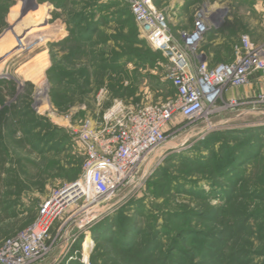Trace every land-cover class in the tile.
Listing matches in <instances>:
<instances>
[{"label":"rangeland","instance_id":"obj_1","mask_svg":"<svg viewBox=\"0 0 264 264\" xmlns=\"http://www.w3.org/2000/svg\"><path fill=\"white\" fill-rule=\"evenodd\" d=\"M154 3L177 39L200 8L212 11L201 47L209 60H228L229 46L222 54L217 47L231 38L264 35V0ZM133 22L123 0H0V239L31 225L46 197L80 177L83 121L117 99L175 96L168 53L158 56ZM258 85L237 96L239 105L225 92L219 104L229 105L219 111L177 116L164 147L103 202L88 231L75 223L54 231L56 249L43 264H264V105L252 103L264 81Z\"/></svg>","mask_w":264,"mask_h":264},{"label":"built area","instance_id":"obj_2","mask_svg":"<svg viewBox=\"0 0 264 264\" xmlns=\"http://www.w3.org/2000/svg\"><path fill=\"white\" fill-rule=\"evenodd\" d=\"M123 1L151 45L168 53L175 96L139 105L117 99L96 118L83 121L77 138L85 155L80 177L46 197L31 225L0 239V264H43L56 249L54 231L69 230L74 223L88 231L102 215L103 202L131 182L164 147L169 125L177 116L198 119L209 109L219 111L229 105L219 104L225 92L264 73V40H254L249 33L240 35L233 60L211 64L201 49L211 28L212 11L205 7L196 12L193 27L177 39L154 0ZM106 93L102 88L99 96ZM253 98L254 105H264V91ZM229 103L239 105V98L230 97Z\"/></svg>","mask_w":264,"mask_h":264},{"label":"crops","instance_id":"obj_3","mask_svg":"<svg viewBox=\"0 0 264 264\" xmlns=\"http://www.w3.org/2000/svg\"><path fill=\"white\" fill-rule=\"evenodd\" d=\"M181 7H180V5H179V7H178V9H180ZM260 13L262 12L263 14H264V7H262L261 8V11L260 10H258ZM251 29L254 31L255 29H257V30H260L261 29V27L259 26V27H256L255 25H253L252 27H251ZM251 36H252V38L254 39V40H257V41H262V40H264V35L263 36H261L262 38H260V39H258L255 35H254V32H253V34H250ZM222 41H223V39H218V41H217V43L219 44V43H222ZM262 75V73H256L255 75H253L252 76V81L250 82V84L249 85H247V87H234V88H231L228 92H227V96L228 97H237V96H239L240 95V93H242L243 92V90L246 92V91H248V92H250V90H255L256 91V89H258V87H259V85L258 84H261L263 81H264V76L261 78L262 80H260V78H259V76L258 75Z\"/></svg>","mask_w":264,"mask_h":264},{"label":"trees","instance_id":"obj_4","mask_svg":"<svg viewBox=\"0 0 264 264\" xmlns=\"http://www.w3.org/2000/svg\"><path fill=\"white\" fill-rule=\"evenodd\" d=\"M128 6V5H127ZM128 8H129V10H130V12L132 13V11H131V9H130V7L128 6ZM132 15H133V13H132ZM133 19H134V22H133V25L134 26H136V23H137V21H136V19H135V17H134V15H133ZM233 38H231L230 40L229 39H227V40H229V41H227L226 43H223V44H221L219 47H217V52H218V54H222L224 51L222 50V48H223V46L224 45H228L229 46V50H230V53H231V57L230 58H228V60H218L217 58H215V59H210L211 60V64L213 65V64H216V63H219V62H224V61H231V60H233L234 59V56H235V45L239 42V39H240V35H238V37H237V39H233V41H231ZM157 54H158V56L159 55H161L162 54V50H159V49H157ZM176 92V91H175ZM6 112V110H4L3 111V114L2 115H0V121H2L4 118H5V113ZM34 218V217H33ZM32 218V219H33ZM55 230V227H53V229H52V231H54ZM13 234H15V233H13ZM13 234H10V235H13ZM10 235H8V236H10ZM90 239H88L86 242H85V244L89 241ZM70 264H75L74 262L73 263H70Z\"/></svg>","mask_w":264,"mask_h":264},{"label":"bare ground","instance_id":"obj_5","mask_svg":"<svg viewBox=\"0 0 264 264\" xmlns=\"http://www.w3.org/2000/svg\"><path fill=\"white\" fill-rule=\"evenodd\" d=\"M24 30H25V29H24ZM27 30H28V28H27ZM23 34H25V33H23ZM26 34H28V32H26ZM26 34H25V35H26ZM26 36H27V35H26ZM23 37H24V36H23ZM31 37H32V35H31ZM31 37L29 38V41H33ZM27 38H28V37H27ZM24 39H25V38H24ZM29 41H26V42H27V43H30ZM44 89H45V88H41L40 90L38 89V90H39V93H42ZM87 258H88V254H87L86 259H87Z\"/></svg>","mask_w":264,"mask_h":264}]
</instances>
